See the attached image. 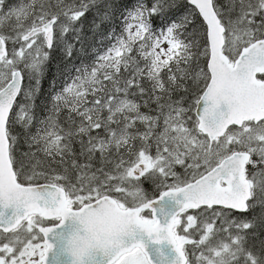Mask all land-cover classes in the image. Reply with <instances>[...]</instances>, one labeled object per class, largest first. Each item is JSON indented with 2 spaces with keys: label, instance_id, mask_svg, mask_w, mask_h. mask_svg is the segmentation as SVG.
Segmentation results:
<instances>
[{
  "label": "snow or ice",
  "instance_id": "1",
  "mask_svg": "<svg viewBox=\"0 0 264 264\" xmlns=\"http://www.w3.org/2000/svg\"><path fill=\"white\" fill-rule=\"evenodd\" d=\"M0 264H264V0H0Z\"/></svg>",
  "mask_w": 264,
  "mask_h": 264
},
{
  "label": "rangeland",
  "instance_id": "2",
  "mask_svg": "<svg viewBox=\"0 0 264 264\" xmlns=\"http://www.w3.org/2000/svg\"><path fill=\"white\" fill-rule=\"evenodd\" d=\"M182 171V170H181Z\"/></svg>",
  "mask_w": 264,
  "mask_h": 264
}]
</instances>
